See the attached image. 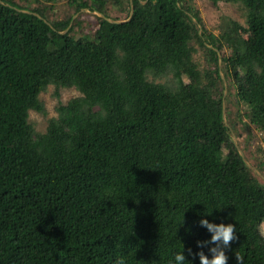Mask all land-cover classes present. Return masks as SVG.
I'll return each instance as SVG.
<instances>
[{
	"label": "trees",
	"instance_id": "16d2710c",
	"mask_svg": "<svg viewBox=\"0 0 264 264\" xmlns=\"http://www.w3.org/2000/svg\"><path fill=\"white\" fill-rule=\"evenodd\" d=\"M190 1L131 0L125 20L105 16L75 39L72 16L49 24L38 9L0 0V264H167L183 247L192 259L187 249L210 235L200 215L211 212L236 226L227 264L237 255L264 264V186L229 136L217 90L226 45L237 101L264 130V0H224L245 8L246 28L232 21L220 36L198 34ZM70 3L102 12L106 0ZM193 40L216 65L204 76ZM167 72L174 88L147 81ZM49 86L81 96L39 134L29 112L44 114Z\"/></svg>",
	"mask_w": 264,
	"mask_h": 264
},
{
	"label": "rangeland",
	"instance_id": "374dc122",
	"mask_svg": "<svg viewBox=\"0 0 264 264\" xmlns=\"http://www.w3.org/2000/svg\"><path fill=\"white\" fill-rule=\"evenodd\" d=\"M9 1L29 12L34 9L42 11L49 24L55 21L63 22V20L72 16L68 32L75 39L91 36L96 30L99 20L103 19V17L106 16L109 20L121 22L128 17V13L131 11V0H129V4L126 0H121L118 6H113L114 0H106L102 12L84 8L77 10L70 3L71 0L41 3H36L34 0ZM189 5L201 18V24L195 23L197 32L201 36L203 34L202 26L215 36H220L228 30L233 22H237L246 28L247 11L240 4H231L222 0L213 5L207 0H191ZM240 36L247 45L252 43L250 33L240 32ZM202 40L205 42L204 37H202ZM191 45L196 49L192 56L193 62L197 65V69L202 72V76H204L203 74L206 69L215 70L216 65L209 59L205 49L200 47L195 40L192 41ZM217 54L218 74L220 76L217 80V90L223 99L224 124L229 130L232 142L237 147L238 152L242 154L245 165L249 168L250 173L260 185L264 186V165L261 164L264 161V130L258 129L248 123L245 114L250 112V108L245 103L237 101L235 87L226 73L224 62H222V57L230 55L229 48L224 45ZM181 73L184 83H194V81L185 75L183 70H181ZM147 81L164 84L169 88L176 86L171 72H167L166 75L156 78L148 76ZM201 81L202 84L207 83L205 78ZM55 92V87L49 86L39 95V99L43 104L44 114L35 111L29 112V122L36 133H45L49 120L57 117L56 109L60 105H65L69 100L81 96L74 88H60L57 90V94ZM225 154L226 151L223 152V156ZM260 233L264 237V222L261 224Z\"/></svg>",
	"mask_w": 264,
	"mask_h": 264
},
{
	"label": "clouds",
	"instance_id": "9594fccd",
	"mask_svg": "<svg viewBox=\"0 0 264 264\" xmlns=\"http://www.w3.org/2000/svg\"><path fill=\"white\" fill-rule=\"evenodd\" d=\"M211 214L212 212L200 215L198 224L204 227L210 235L207 238L197 239L195 241V251L191 247L187 249V253L192 259H186L183 247V251L175 252L167 261V264H187V262L196 264L197 260L198 264H227L229 257L226 249H229L230 242L237 238L236 226L232 222H225L228 219L227 215L219 219V222H216L217 218L215 217L212 220L207 218ZM190 230V227L186 229V231ZM235 259L237 264H239L241 258L237 255ZM114 264H127L126 258L119 257L114 261Z\"/></svg>",
	"mask_w": 264,
	"mask_h": 264
},
{
	"label": "water",
	"instance_id": "95a60500",
	"mask_svg": "<svg viewBox=\"0 0 264 264\" xmlns=\"http://www.w3.org/2000/svg\"><path fill=\"white\" fill-rule=\"evenodd\" d=\"M108 21H111V22H118L119 23V21H112V20H108ZM240 155H241V157L243 158V156H242V154L240 153ZM244 160V159H243Z\"/></svg>",
	"mask_w": 264,
	"mask_h": 264
}]
</instances>
